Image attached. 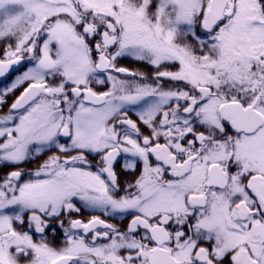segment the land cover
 <instances>
[{"label":"snow or ice","instance_id":"snow-or-ice-1","mask_svg":"<svg viewBox=\"0 0 264 264\" xmlns=\"http://www.w3.org/2000/svg\"><path fill=\"white\" fill-rule=\"evenodd\" d=\"M0 264H264V0H0Z\"/></svg>","mask_w":264,"mask_h":264},{"label":"flooded vegetation","instance_id":"flooded-vegetation-1","mask_svg":"<svg viewBox=\"0 0 264 264\" xmlns=\"http://www.w3.org/2000/svg\"><path fill=\"white\" fill-rule=\"evenodd\" d=\"M124 63H127V61H125ZM17 94H18V93H17ZM89 215H90V214H89L88 212H85V213H84V217H85V218H88Z\"/></svg>","mask_w":264,"mask_h":264}]
</instances>
